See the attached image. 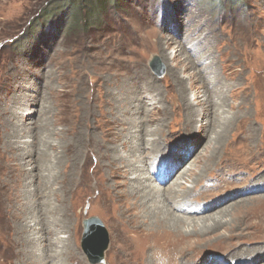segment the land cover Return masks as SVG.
<instances>
[{"label": "rangeland", "instance_id": "374dc122", "mask_svg": "<svg viewBox=\"0 0 264 264\" xmlns=\"http://www.w3.org/2000/svg\"><path fill=\"white\" fill-rule=\"evenodd\" d=\"M119 1L89 20L82 9L86 23L69 28L71 19L58 9L67 0H0V264H150L156 244L202 252L203 262L219 264L233 245L250 251L264 244V0ZM153 56L161 75L151 65ZM203 86L215 106L221 99L212 89L222 88L226 105L217 112L237 116L212 154L208 150L210 161L203 155L213 125L209 138H194L199 125L213 119L195 102L197 95L205 101ZM187 98L201 112L198 122L186 121ZM189 126L192 134L184 130ZM239 132L252 133V144L239 143ZM154 136L171 153L194 147L187 162L195 159L192 169L206 181L212 172L233 182V193L216 211L187 217L179 231L193 230L192 221L221 209L228 222L182 237L173 229L150 231L128 199L117 197L114 184L149 173L116 165L110 171L106 146L112 155H127L134 142L151 162L159 161L161 173L168 159L140 143ZM257 140L254 156L248 151ZM229 157L256 165L233 176ZM190 173L170 197L194 184ZM258 182L260 188L239 194L244 184ZM89 217L99 219L108 236L103 260L94 263L82 247Z\"/></svg>", "mask_w": 264, "mask_h": 264}, {"label": "bare ground", "instance_id": "6f19581e", "mask_svg": "<svg viewBox=\"0 0 264 264\" xmlns=\"http://www.w3.org/2000/svg\"><path fill=\"white\" fill-rule=\"evenodd\" d=\"M232 47H233V45H232ZM203 56L208 58V56L205 55L204 53H203ZM209 60H210L209 63L212 65L214 63V59H209ZM229 61H231V59H229ZM196 64H197V62H195V65ZM201 70L202 69L199 68V72H201ZM210 72L211 71H209V73ZM211 73H214V72H211ZM202 76L204 77L203 74H202ZM215 77L217 79V76H215ZM212 90H214V92L216 94L218 93V95L221 99V103H218V106H215L216 104L214 105L213 102H211L212 94H211V91L209 90L208 87H204L203 90L199 91L200 93H203L201 96L205 97V101H200L199 95H197L195 98L196 104L200 106L199 110H201V112H202V113L201 112L200 113L205 114L204 112H205V110H207V112H209L208 115L213 118L212 120L209 118V120H211V121H209L208 124L206 123V125H203L201 123L199 125V130H198L199 136L198 137L201 140L199 138H197V136L194 137L195 139H198V141H202V139L204 137L209 138L208 137L209 136L208 135V128H210V126L213 125V131H212L213 137L208 139L207 145H205L206 146L205 147V153L203 155L204 159H207L209 161L212 158L210 155L207 154L208 150L211 149L210 153L212 154V152L217 148L218 143L221 142L222 139L224 138L225 132H226L227 128L229 127V125H231V123H234V120L237 118V116L234 114L229 117L228 115H226V116L222 115V112L221 113L217 112V110H219V107L222 108L221 105L222 106L226 105L225 94L223 91H221L222 88H218V87L216 88V86ZM157 93H159V91ZM231 94H232V96H234L235 92H232ZM157 96L159 97V94H157ZM154 104H155V102L153 103V105ZM185 106L188 109L186 121H189V119L190 120L198 119V116H200L201 114L200 113L197 114L196 112H194V109H193L194 104H192L188 98H187V103ZM227 112H228V110H227ZM196 122H198V121L196 120ZM191 124L194 125L193 123H191ZM206 127H207V129H206ZM182 128H184V127H182ZM187 128L188 129L185 128L184 130L186 132H190L192 134V130H194L193 126H189ZM154 137L155 138H153L152 141H146V139L144 140V137H143L142 138L143 142L141 140L140 143L142 144V148H150L152 146L155 147V148H150V149L154 150L153 151L154 156H163L164 158L168 159V162H169L168 165L170 164V166L167 165V168H165L164 172L162 170L161 173L158 172V169L160 168V167L158 168V166H159L158 159H157V161H158L157 164H155L156 161L152 160V162H151V160L148 157L141 154L139 149L136 147V143H134V142L130 143L129 153L127 155H122V154L112 155L111 152H115V151L110 146H108V147L106 146L104 152L110 156V164L112 166L109 168L110 171H114V169L116 167H118V168L121 167V168H123V170H126V171H128V170L130 171L133 169L132 171H134V173H136L137 171H141V170H147V172L149 173L147 176H143V177H141L140 174L136 173L131 178H128V177L125 178V181L127 183L123 184V186L126 185V188H124V189H122V187H123L122 185L114 184L113 190H115V189L118 190L116 192V193H118L117 197H120V198L124 197V198L128 199V201L130 202L132 207L140 213V216H143L145 218V222L147 223V226L150 227V231L151 230L154 231L156 229L157 230L160 229V230L164 231L165 229H167L170 232H173V231H171L173 229V230H175V234L181 235V237H182L183 235H186V233L188 236V234H191L194 232L196 233V232H201V231H207L212 227L218 226L224 222H228L227 219H224L225 218V215H224L225 210L221 209L219 212L215 213L214 216L205 217V219H202L199 222L196 221L197 219L194 222L192 221L194 219H191L192 223H194V225H195V226H193V228H191L193 230L190 231V229H189L187 231H183L184 233L182 231H179V230H181L179 228L180 225L182 226V224H184L188 221L187 217L194 218V217H197L199 215L201 216L202 214H204V212H206L208 210L210 212L213 210L216 211L217 210L216 206L224 202V199L221 200L222 197L226 198L227 194L233 193L232 191L228 192V190H232L233 182L227 181L226 179H223V177H221L220 175L214 174L212 172H210V174H209V177H208L209 180L206 181V179L202 176L203 174L200 175L201 174L200 173L199 175H197L196 171L194 172V170L192 169L194 166L196 167V165H192V163L195 159H193V161L191 163L187 162V160L195 152L194 147L192 149L187 148L185 150V153L183 152L184 150L182 148H178L175 152L171 153V151L165 147V144H168L167 142L163 141V139L160 136H157V137L154 136ZM237 137H238L239 143H245V144H252L251 140L253 138H255L252 135V133H250V132H239ZM165 138H167V136ZM198 141L194 140L192 143L197 144ZM164 142H165V144H164ZM133 144H135V145H133ZM257 145H258V140L255 144V150H253V151L251 150L248 152L255 156V151H256ZM122 146H124L123 142H122ZM125 146L128 147L127 144ZM236 148H238V147H236ZM241 151H242V149H241ZM79 152H81V151H79ZM258 153H259V151H258ZM194 158H196V157H194ZM258 158H260V154H258ZM139 160H141L145 163L144 167L135 165V162H137ZM181 163H182V165H180ZM187 163H188V165L186 166ZM241 163H245V161H240L238 159H234V158L229 157V160L227 162V166H228L229 170L232 173H234L233 176L238 174L241 169L247 167L248 165L251 167L256 165V164L252 165V163H248V164H241ZM166 164H167V162H166ZM114 165H116V167ZM163 166H166V165H163ZM183 167H184V169H183V171H181V169ZM118 170H120V169H118ZM123 170L121 169V171H123ZM187 171L189 173L193 171L192 172L193 175H196L195 177H193L194 179H192L194 184L190 188L180 189V193H178V194L176 193L177 194L176 196L173 195V197H170L168 192H170L171 189L182 188V185H185L184 183L182 184V181H179V178H183L186 181H188V179H187L188 176H187V178L183 176L184 173H186ZM214 171H215V168H214ZM192 173H190V174H192ZM193 175H190V177H192ZM168 177L170 178L169 181L166 180ZM63 179L64 180L66 179V174H65V177H63ZM152 180L155 182L158 181L157 182L158 185H161V186L154 185L152 183ZM67 181L68 180L66 179L65 182H67ZM200 183L205 184V185H203L204 186L203 189H199V186H201ZM261 183L262 182H258L257 184H254V185H249L248 183H247L248 185L244 184L246 186L242 189L243 192H240L239 194L248 192L251 188L255 187L256 185H258V188H260L259 184H261ZM181 191H183V193ZM202 193H206L207 195L202 197L201 196ZM221 193H225V195L220 197ZM249 193H251V192H249ZM216 197H218V198H216ZM131 199L133 200V203H131ZM188 203H190L191 205H189ZM173 211L176 212V214H178V215H175L174 213H172ZM136 214H138V213H136ZM230 217L232 218V216H230ZM182 227H185V226H182ZM234 234H235V232H234ZM207 244H209V243H207ZM258 246L259 247L255 248L254 250L249 251L247 249H239V247H236V246L234 247V245H233V246H231L232 248L227 249L223 253V255H225V259L219 260V264H230L229 262H232V264H250V263L256 264L260 260H264V244L263 245L258 244ZM124 250H122V251H124ZM146 250H147V248H146ZM150 252H151V259L149 261L150 264H194V263H196V264H211V262L205 263L202 261L201 258L204 257V253H202V252H197L196 254H193V255H191L190 253H181V252H179V250H176V249H174V247H171L169 245H161V244L153 245L150 247ZM142 258H144V257H142ZM198 260H199V262H198ZM211 260L214 261L213 259H211ZM140 261H142V260H140Z\"/></svg>", "mask_w": 264, "mask_h": 264}, {"label": "water", "instance_id": "95a60500", "mask_svg": "<svg viewBox=\"0 0 264 264\" xmlns=\"http://www.w3.org/2000/svg\"><path fill=\"white\" fill-rule=\"evenodd\" d=\"M159 59L153 56L151 65L158 75L162 74V70L158 68ZM84 236L82 240V247L88 259L91 262H98L103 260L104 250L108 245V236L105 228L100 220L96 217H89L83 221ZM93 245V247H91Z\"/></svg>", "mask_w": 264, "mask_h": 264}, {"label": "trees", "instance_id": "16d2710c", "mask_svg": "<svg viewBox=\"0 0 264 264\" xmlns=\"http://www.w3.org/2000/svg\"><path fill=\"white\" fill-rule=\"evenodd\" d=\"M206 1L209 2L210 0ZM119 2V0H67L65 6L61 7L59 5L58 9L60 14H63L64 17L66 16L71 19L69 22V28H78L81 27L83 22L86 23L87 20L93 18L96 15V10L100 11V9H102L109 3H112V5H118ZM82 9H84V11H86L85 13H87L88 15V19H85L86 21H83L80 18Z\"/></svg>", "mask_w": 264, "mask_h": 264}]
</instances>
